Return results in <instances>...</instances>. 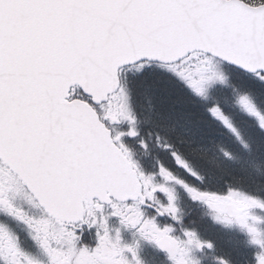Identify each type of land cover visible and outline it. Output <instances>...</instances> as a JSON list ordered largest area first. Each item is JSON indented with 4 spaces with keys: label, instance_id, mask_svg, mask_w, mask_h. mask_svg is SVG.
<instances>
[{
    "label": "snow or ice",
    "instance_id": "snow-or-ice-1",
    "mask_svg": "<svg viewBox=\"0 0 264 264\" xmlns=\"http://www.w3.org/2000/svg\"><path fill=\"white\" fill-rule=\"evenodd\" d=\"M146 250L264 264V0H0V264Z\"/></svg>",
    "mask_w": 264,
    "mask_h": 264
},
{
    "label": "flooded vegetation",
    "instance_id": "flooded-vegetation-1",
    "mask_svg": "<svg viewBox=\"0 0 264 264\" xmlns=\"http://www.w3.org/2000/svg\"><path fill=\"white\" fill-rule=\"evenodd\" d=\"M142 255H143L145 264H153V254L150 251L146 250L142 253Z\"/></svg>",
    "mask_w": 264,
    "mask_h": 264
}]
</instances>
